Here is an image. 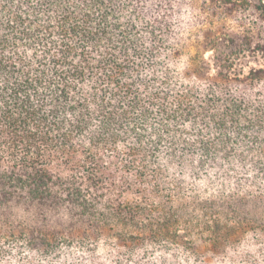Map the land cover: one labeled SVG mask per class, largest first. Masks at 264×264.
<instances>
[{
  "label": "trees",
  "instance_id": "obj_1",
  "mask_svg": "<svg viewBox=\"0 0 264 264\" xmlns=\"http://www.w3.org/2000/svg\"><path fill=\"white\" fill-rule=\"evenodd\" d=\"M264 0H0V264H264Z\"/></svg>",
  "mask_w": 264,
  "mask_h": 264
},
{
  "label": "rangeland",
  "instance_id": "obj_2",
  "mask_svg": "<svg viewBox=\"0 0 264 264\" xmlns=\"http://www.w3.org/2000/svg\"><path fill=\"white\" fill-rule=\"evenodd\" d=\"M245 71L250 67H264V54L252 55L243 60Z\"/></svg>",
  "mask_w": 264,
  "mask_h": 264
}]
</instances>
